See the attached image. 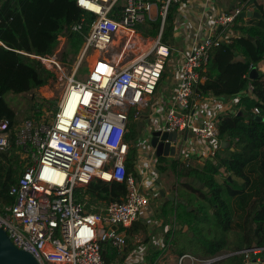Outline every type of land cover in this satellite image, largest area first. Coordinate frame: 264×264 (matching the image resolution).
<instances>
[{"label": "built area", "instance_id": "1", "mask_svg": "<svg viewBox=\"0 0 264 264\" xmlns=\"http://www.w3.org/2000/svg\"><path fill=\"white\" fill-rule=\"evenodd\" d=\"M177 2L77 0L85 17L81 23H73L67 35L84 37L85 45L75 60L69 56L74 61L71 71L67 73L58 63L64 60L60 45L53 55L39 58L48 71L56 70L57 76L62 73L65 89L56 102L42 96V105L35 108L33 117L15 126L23 173L9 189L13 204L0 213V228L39 264H109L104 257L109 252L106 245L121 255L127 245L126 230L150 206V190L128 171L132 148L129 126L131 116L134 122L140 119L163 80L172 51L162 35L169 8ZM253 9L245 3L222 13L215 21V30L184 60L162 130L178 135L171 143L176 148L175 161L184 164L191 157L179 134L187 132L206 143L219 139L217 119L195 114V106L203 98L199 89L207 81L211 51L231 44L234 36L227 32L236 17ZM159 18L162 27L158 36H148L139 29ZM86 23H92L90 30ZM90 56L93 61L87 67L88 74L79 80V71ZM254 114L260 116L261 112L255 108ZM10 127L9 120L0 121V151L11 147ZM223 142L233 151L239 144L238 139ZM216 153L210 149L199 163L215 160ZM147 165L154 170V164ZM95 181L125 184L127 195L119 202L93 203L87 188ZM171 240L168 243L165 239L163 252ZM244 253L247 264H253L251 254L264 255V247ZM221 260L186 253L177 264H217ZM122 264L137 263L128 256Z\"/></svg>", "mask_w": 264, "mask_h": 264}, {"label": "trees", "instance_id": "2", "mask_svg": "<svg viewBox=\"0 0 264 264\" xmlns=\"http://www.w3.org/2000/svg\"><path fill=\"white\" fill-rule=\"evenodd\" d=\"M76 2L0 0V121L11 122V147L6 152L0 151V213H4L5 208L13 204L9 189L23 173L14 139L15 126L19 120L5 96L9 93L39 91L53 79L52 73L41 63L22 52L34 56L50 54L66 16L69 18L84 14ZM242 3L254 6L255 11L260 12L264 18V8L256 5V0H242ZM176 9L177 4L169 8L164 24L162 41L168 46L172 44ZM161 27L162 18H159L157 21H148L139 29L148 36L156 37ZM232 29L239 36L234 37L231 44H223L211 51L207 81L200 86L199 91L203 97L240 98L234 107L235 112L224 113L217 118L219 140L238 139L239 144L232 158L227 161L217 157L213 161L205 160L197 168L187 167L175 160L167 164L169 167L159 165L161 171L170 170L178 179H186L181 187L190 196L184 199L185 202L166 203L165 206L171 207L170 212L175 218V230L166 236V242L172 239L169 248L165 252H153L150 258L152 264H177L179 257L186 253L202 258L215 257L224 250L233 255L217 264H247L248 257L244 251L264 247V74L255 80L249 78L251 68L264 61V20L238 16ZM239 57L243 59L238 60ZM33 100L35 108L42 105V99ZM255 108L260 110V116L254 114ZM131 123L136 133L135 137L132 136L134 132L129 135L132 145L127 165L129 173L134 170L136 157L133 152L138 135L137 123L132 116ZM158 160L162 164L167 158L162 156ZM218 177H222L223 181H219ZM195 180L205 188L197 187ZM127 190L125 184L95 181L88 186L87 193L92 195L94 201L119 202L126 197ZM182 197L178 196V199ZM189 207L192 211H188ZM163 214L167 216L169 210L164 209ZM210 223L221 231L220 236H208L206 226ZM179 226L183 228L180 230ZM185 226L188 227V233L183 232ZM126 231L125 253L120 257L117 251L109 249L108 254H104L109 264H114L117 258L124 261L137 247L131 246L129 241L139 233L146 235L148 232L146 223L140 219ZM189 233H193L194 237L190 238ZM181 234H185L182 241L186 244L183 246L179 238Z\"/></svg>", "mask_w": 264, "mask_h": 264}, {"label": "crops", "instance_id": "3", "mask_svg": "<svg viewBox=\"0 0 264 264\" xmlns=\"http://www.w3.org/2000/svg\"><path fill=\"white\" fill-rule=\"evenodd\" d=\"M177 3L173 23L172 44L170 45L172 55L165 69L164 76L166 77L161 81L156 95L149 98V105L142 112L140 119L135 121L137 123L138 135H142V141L140 143L136 140V149L133 152L136 157L133 174L138 178L140 183L142 182L145 189L150 190L149 197L151 199L150 206L139 217L141 221L146 223L148 232L145 235L144 241H141L143 234L139 233L135 236V245L137 247L128 255L135 258L137 264H148L153 252L162 251L161 245L164 243L171 228L175 226V218L170 212L171 207L165 206L166 203L168 201H175V203L185 202L184 199L190 196V193L185 188L181 187L179 190L175 185L176 180L173 176V179L169 176L173 173L172 171L160 170L159 165L169 167L167 164L172 160L174 161V158L165 157L167 160L162 162V164L159 163V157L156 156L154 160L155 152L150 145L151 134L155 131H162L165 126L166 108L172 102L177 91L181 75V66L187 55L200 46L207 36L215 30V21L222 13H229L234 8L245 4L242 3V0H178ZM256 5L264 8V0H256ZM253 10H255V7ZM229 34L234 37L239 36V33L233 31V29L228 30L227 35ZM242 59V57L238 58V60ZM164 89L165 92H163ZM239 99V97L235 99L203 97L195 106V114L199 118L217 119L224 113L235 112L234 107ZM164 100H166V104H163ZM179 135L180 140L186 144L185 149L190 151V160L184 163L187 167L197 168L200 165V158L207 155L210 149H215L217 157L223 161L232 158L233 148L224 145L219 139L211 143H206L194 138L187 132ZM147 163L154 164V170ZM147 166H150L151 170ZM154 174L157 175V178L153 177ZM218 179L220 180V177ZM185 180L181 177L179 179L177 178V181L181 184ZM162 192H164L165 196H162ZM179 194L184 198L182 197L179 200ZM173 197H175L174 200L171 199ZM164 209L169 210L167 216L163 214ZM259 258L256 257V261L253 264H264V261L258 263L257 260Z\"/></svg>", "mask_w": 264, "mask_h": 264}, {"label": "rangeland", "instance_id": "4", "mask_svg": "<svg viewBox=\"0 0 264 264\" xmlns=\"http://www.w3.org/2000/svg\"><path fill=\"white\" fill-rule=\"evenodd\" d=\"M122 4H123V2H122ZM251 7L254 8L253 6H251ZM77 16L79 17L80 14H77L76 16L75 15L74 16H69V18H67V16H66V18L63 20V24L61 23L62 26L59 29L58 33H57L56 45H55L53 51L50 54H47L45 56H34V55H31V54H29L27 52H22V53L25 56H28L30 59L35 60V61H37V62H39V63L42 64V62L40 61L39 58L46 57L48 55H50V56L53 55L55 53V49L58 47V45H60L58 48H60L61 50H63V53L62 54L64 56V58H63L64 60H58V63L61 66L64 65V67H66V69H67L66 72L69 73L71 71V66L73 65V62H74L73 60H71V58H73L75 60V57L78 55V53L81 50L79 48H82L83 45H85L84 44V37H80L79 38V36L77 34H75V33H71L69 35H67L68 33H65V28L66 27L69 29V27L71 25H73V23H75V22H77L79 20H80V23H81L82 20L85 17V14H82L78 20H76L77 19ZM70 17H72L73 19H70ZM87 33L88 32H84V35H87ZM65 35H67V36H65ZM77 38H79V39L77 40ZM69 56L71 58H69ZM85 61H88V59H86ZM92 61H93V57L90 56L89 57V61L88 62H85L83 64V67L84 68H82L79 71V76H78V79L79 80H84L85 79V77L88 74L87 67L89 65H91ZM42 66L46 70H48L43 64H42ZM50 72L53 75V79H51L48 82V85H46L45 87H43L39 91L38 90H30L29 92H25V93H21V94L9 93V94H7L5 96V99H6L7 103L9 104V106L16 112L17 119L19 121L33 117V112L35 110V104H34L35 102H34L33 98L42 99L43 97H47V98H50V99H54L55 102L58 101V99L60 98L62 92L65 89V82H66L65 81V78L62 75V73H60V72H59L60 75L57 76L56 70H52ZM262 74H264V61L255 64L251 68L250 73H249V78L251 80H255V79L260 78ZM256 75H257V77H255ZM164 77H166V76H164ZM164 77H163V79H164ZM253 77H255V78H253ZM55 87H56V89H55ZM163 92H165V89H164ZM165 95H167V94L165 93ZM166 103H167L166 100H164L163 101V104H166ZM129 130L132 133L134 132L132 136L135 137V133L136 132H135V129L133 128V124L132 123L129 126ZM136 137H137V141H139L141 143V141H142V135L140 136V134L139 135L136 134ZM169 176L170 177H172V176L174 177V179L176 180L175 181V185L180 190L182 184L179 181H177V178H176L175 174L174 173H171ZM173 177H172V179H173ZM172 179L170 178L171 181H173ZM219 181L222 182L223 181V178L220 177V180ZM174 191H175V189H174ZM174 191H173V193H174ZM89 195H90L91 201L93 203H97V204L104 203V202L94 201L93 200L94 198L92 197V195L91 194H89ZM178 196L181 197L180 194ZM197 201H199V200L197 199ZM155 215L157 217H159L156 213H155ZM206 227H207V234H208V236H210V237L220 236L221 231L217 227H214L213 223L208 224V226H206ZM188 231L189 230H187V232H185V233H188ZM192 234L193 233H189L188 234L190 238H193L194 237V235L192 237ZM183 236H185V234L179 235L180 243H181L182 246L186 244L185 242L182 241L183 240ZM144 238H145V235L143 234V237H141V241H144ZM227 238H228V241L231 240L229 235H227ZM129 243H130L131 246L132 245H135V238L131 242L129 241ZM106 248L108 250L110 249V247L108 245H106ZM187 248L189 250H191L188 246H187ZM124 253H125V251L121 255H119V256L122 257ZM229 254H230V252L228 250H224L220 254H218L216 257L223 258L224 256L229 255ZM256 257H260V258H262L264 260V255L251 254V260H252L253 263L256 261ZM124 261H120V258H117V260L114 262V264H122V263H124ZM150 263H151V259L149 260L148 264H150Z\"/></svg>", "mask_w": 264, "mask_h": 264}, {"label": "water", "instance_id": "5", "mask_svg": "<svg viewBox=\"0 0 264 264\" xmlns=\"http://www.w3.org/2000/svg\"><path fill=\"white\" fill-rule=\"evenodd\" d=\"M240 18L243 19H262L260 12H247L240 15ZM221 28H219V31ZM65 33H69V29L65 28ZM256 44V41L252 37L248 38ZM255 73V72H254ZM257 77V75L255 76ZM253 77V78H255ZM261 121V119H259ZM178 135L176 133H168L162 131H155L151 134L150 145L154 150L157 157H174L176 153V148L172 146V142L177 140ZM224 145H228L223 142ZM224 172V170H223ZM195 185L200 188H205V186L200 183L198 180H195ZM207 190V189H206ZM162 196H165L164 192L161 193ZM172 200L175 197L171 198ZM188 211H192V208L189 207ZM183 226H179L181 230ZM113 229H117L114 227ZM188 227L185 226L183 232H187ZM193 237V234H192ZM245 252V251H244ZM233 254L226 255L222 260L231 257ZM0 264H39L37 260L27 251L19 249L15 244L10 240L7 232L0 228Z\"/></svg>", "mask_w": 264, "mask_h": 264}, {"label": "bare ground", "instance_id": "6", "mask_svg": "<svg viewBox=\"0 0 264 264\" xmlns=\"http://www.w3.org/2000/svg\"><path fill=\"white\" fill-rule=\"evenodd\" d=\"M86 27H91V28H92V23H89V24L86 23L85 28H86Z\"/></svg>", "mask_w": 264, "mask_h": 264}, {"label": "snow or ice", "instance_id": "7", "mask_svg": "<svg viewBox=\"0 0 264 264\" xmlns=\"http://www.w3.org/2000/svg\"><path fill=\"white\" fill-rule=\"evenodd\" d=\"M81 2H83V0H81Z\"/></svg>", "mask_w": 264, "mask_h": 264}]
</instances>
